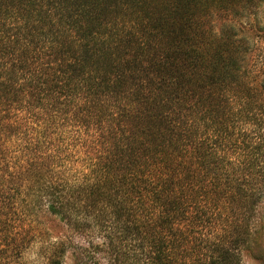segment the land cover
<instances>
[{"label":"trees","instance_id":"16d2710c","mask_svg":"<svg viewBox=\"0 0 264 264\" xmlns=\"http://www.w3.org/2000/svg\"><path fill=\"white\" fill-rule=\"evenodd\" d=\"M264 198V0H0V264H241Z\"/></svg>","mask_w":264,"mask_h":264},{"label":"rangeland","instance_id":"374dc122","mask_svg":"<svg viewBox=\"0 0 264 264\" xmlns=\"http://www.w3.org/2000/svg\"><path fill=\"white\" fill-rule=\"evenodd\" d=\"M258 212L253 218L249 248L239 251L241 264H264V198L258 204ZM25 264H42L36 249L28 251L24 258ZM64 264H71L69 259Z\"/></svg>","mask_w":264,"mask_h":264}]
</instances>
